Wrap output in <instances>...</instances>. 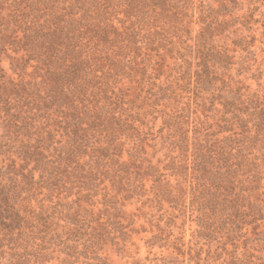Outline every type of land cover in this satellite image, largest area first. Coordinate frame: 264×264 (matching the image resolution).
I'll list each match as a JSON object with an SVG mask.
<instances>
[{"label": "trees", "instance_id": "trees-1", "mask_svg": "<svg viewBox=\"0 0 264 264\" xmlns=\"http://www.w3.org/2000/svg\"><path fill=\"white\" fill-rule=\"evenodd\" d=\"M186 214L264 264V0H0V264L199 260Z\"/></svg>", "mask_w": 264, "mask_h": 264}, {"label": "rangeland", "instance_id": "rangeland-1", "mask_svg": "<svg viewBox=\"0 0 264 264\" xmlns=\"http://www.w3.org/2000/svg\"><path fill=\"white\" fill-rule=\"evenodd\" d=\"M4 65L6 67H8V63L4 62ZM194 217H189L186 215H182L179 218L178 221V227H176V231L175 233L178 234L179 236H184V240L186 242V246L187 245H192L194 247L193 250V254L199 253V260L197 259V257H194V259L196 260H192L190 259L189 255L186 256H180V258H182V260H184V264H211V258H210V252H209V247H211V243L209 242L208 239H205L204 237L201 238L200 237V227L197 224V222L195 220H193ZM151 249H149V246L147 244V247H143L142 250V255L146 256L147 255V264H154V257L156 255H154V252H157L159 255V252L161 253V249L158 248L157 246L154 247V249H152V251H150ZM173 248L171 247L169 250L165 249L164 252H168V251H172ZM175 250V249H174ZM177 255H179L177 253V251L175 250L173 253V256L177 258ZM198 260V261H197ZM210 260V261H209ZM120 264H125V260L119 259Z\"/></svg>", "mask_w": 264, "mask_h": 264}]
</instances>
